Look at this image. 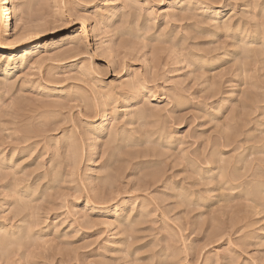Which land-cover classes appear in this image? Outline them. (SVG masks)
<instances>
[{"label": "rangeland", "instance_id": "rangeland-1", "mask_svg": "<svg viewBox=\"0 0 264 264\" xmlns=\"http://www.w3.org/2000/svg\"><path fill=\"white\" fill-rule=\"evenodd\" d=\"M13 6L0 264H264V0Z\"/></svg>", "mask_w": 264, "mask_h": 264}, {"label": "bare ground", "instance_id": "bare-ground-1", "mask_svg": "<svg viewBox=\"0 0 264 264\" xmlns=\"http://www.w3.org/2000/svg\"><path fill=\"white\" fill-rule=\"evenodd\" d=\"M13 2H14V0H0V52H8V54H9L8 55V57H9L8 60L10 59V55L12 53L20 52V51H22V50H24L26 48L25 47H22V46H13L12 48H8V46L6 44V40H5L6 37L5 36L6 35H8V36L11 35L15 39H18L21 36L27 35L26 34V30L28 29V27H24V28H22V30H18V31H16L15 29H13V27H12V19L16 15V10H17L15 8V6H13ZM262 31H264V30H262ZM38 49H39V47H36V46L35 47L34 46L33 47L31 46V47H29V49H26L25 50V54H23L19 58L18 64L19 65L25 64L26 61H27V56H30V55H33V54L37 53L39 51ZM0 60H1V58H0ZM0 63H1V61H0ZM11 65H13V63H11V64L8 63L7 66H6V68L7 67L8 68L11 67ZM9 71H10L9 69H7V70L5 69L4 74L5 73H9ZM127 110H124V111H127ZM99 120H101V121H107V118L103 119L102 116H101V117H99Z\"/></svg>", "mask_w": 264, "mask_h": 264}]
</instances>
